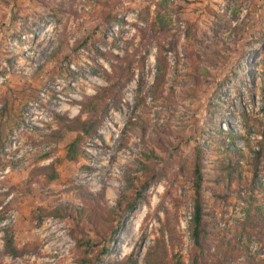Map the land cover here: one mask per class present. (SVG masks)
Masks as SVG:
<instances>
[{"label": "rangeland", "instance_id": "1", "mask_svg": "<svg viewBox=\"0 0 264 264\" xmlns=\"http://www.w3.org/2000/svg\"><path fill=\"white\" fill-rule=\"evenodd\" d=\"M45 1L61 7L56 17L38 0H19L23 14L29 7L43 16L34 34L22 32L19 22L13 21L12 6L0 9V112L7 99L16 115L0 118V132L6 143L0 151V264H77V222L54 217L41 220L42 213L62 203L79 204L75 185L102 194L104 208L115 207L128 188V177L143 179L138 161L148 150L163 157L161 169L169 163L167 175L151 185L127 216L110 255L101 264H114L130 255L136 264H146L147 254L161 236L168 216L175 229L173 243L165 233L170 258L190 264L194 192L189 172L180 170L178 159L190 169L194 149L206 141L211 145L208 172L220 151L238 149L244 154V177H251L247 157L251 149H259L263 135L258 131H264V0H242L241 19L224 36L228 42L223 45L231 49L229 62L219 70H211L207 86L196 92L189 76L192 68L187 61V25L192 23L203 31H211L215 18L209 10L226 13V0H184L181 12L177 11L179 0H166L167 8L164 0ZM159 9L166 16L167 41L177 42V49L166 53L169 68L165 90L156 100L151 93L157 77L158 49L152 39L143 41L139 30L146 27L140 16L148 13L154 18ZM112 17L117 19L108 23ZM241 24H245L244 30L235 34V27ZM11 26L15 34L7 37ZM97 48L135 59L136 76L123 89V104L120 108L113 106L98 133L86 139L85 157L79 163L64 160L67 146L76 137L65 131L56 153L62 159L58 165L60 179L33 182L30 172L40 155L55 147L46 143V135L58 129L53 113L74 119L81 113L85 96H93L98 88L108 86L103 72L97 71L104 68L113 73L115 60L101 57ZM140 84L143 91L139 95ZM138 95L146 98L145 107L137 108ZM216 104L223 108L221 128L239 136L231 142L227 140V148L208 124L210 105ZM245 114L252 118L250 129ZM130 121L140 125L136 131L142 125L148 127L145 139L127 133ZM154 133L162 135L164 145ZM139 185L138 182L137 188ZM236 187L234 182L232 189ZM128 193L133 199L136 190L130 188ZM259 194L264 198V190ZM206 197L210 207L218 206L220 201L213 192L208 191ZM236 209L245 214L242 220L236 218L237 222L228 214ZM216 211L222 229L233 228L246 217L243 205L235 198ZM7 228L18 249H26L22 256L6 252ZM217 250L214 243L208 264H217L213 256ZM251 253L264 262V243L254 241ZM221 256L217 258L222 259ZM244 261L241 257L231 264Z\"/></svg>", "mask_w": 264, "mask_h": 264}, {"label": "trees", "instance_id": "2", "mask_svg": "<svg viewBox=\"0 0 264 264\" xmlns=\"http://www.w3.org/2000/svg\"><path fill=\"white\" fill-rule=\"evenodd\" d=\"M38 1L49 8L51 16H57L56 11L61 7L45 0ZM183 1L179 0L178 4H176L177 11L181 12L183 10V5L181 4ZM226 1L228 3L226 13H220L219 9L210 8L209 12L215 18L211 31H203L192 23L187 25V61L192 68V73L189 76L191 84H193L192 89L195 92L207 86L211 70H219L229 62L231 49H229L227 44L223 45L224 42H228L227 39H224V36L233 27V24L241 19L242 0ZM163 3L166 4L167 8L168 1L164 0ZM10 6L14 9L13 21L15 23L19 22L22 32L36 33L43 16L29 7H26L28 12L23 14L19 0H0V9ZM159 6L163 5L159 3ZM140 18L146 24V27H141L139 30L143 41L152 39L158 49L157 77L151 93L154 99L158 100L164 94V85L169 68L166 53L177 49V42L167 41L166 31L168 27L164 20L166 16L163 15L160 9L156 12L154 18L148 13L141 15ZM116 19V17H112L108 23H112ZM244 28L245 24L237 25L234 29L235 34L240 33ZM14 34L13 26L9 27L6 36L13 37ZM96 51L103 58L111 61L115 60V63H112L113 73H109L104 68H101L102 71L100 69L97 71L103 72L108 86L98 88L97 93L93 96H85L81 102V113L74 119H68L53 113L58 129L52 130L50 134L46 135V143L55 147L40 155L37 165L30 172V179L33 182L41 179L54 182L60 179L61 174L58 165L62 162V159L57 157L56 153H58L57 144L62 139L65 131L75 133L76 137L67 146L64 160L79 163L85 157L83 148L86 139L98 133L113 106L120 108L123 104V89L136 76L135 59L132 56H130L131 58L129 56L121 57L112 51L103 52L98 48ZM12 61L13 58L10 59V62ZM143 65H145L144 57L142 58ZM141 86L140 84L139 95L143 91ZM139 95L137 96V108L145 107L146 98H139ZM222 109L220 104L210 105L208 124L216 132L211 133L218 134V141L227 148V140L231 142L239 136L232 130L227 133L221 128L219 117L223 112ZM8 115L14 118L16 116L13 104L6 99L0 112V118L3 119L6 116L9 118ZM245 120L248 122L250 129L252 118L245 114ZM139 126L137 123L130 121L126 131L145 139L148 135V127L142 125L140 131H136ZM258 132L263 135V139L258 142L259 149H251L250 156L247 157V163L252 170L250 178L244 177L242 172L245 162L244 154L238 149L220 151L221 155L219 153L213 159L214 166L210 172L206 170V164L211 145L206 141L198 143L194 149L190 169L186 168L183 163L180 164V159H178L180 170L185 171L187 169L189 172L194 192V212L190 223V232L193 240L190 264H208V258L211 256L209 250L214 243L218 246V250L213 253L217 264H231L233 260H238L241 257L245 259L243 264H264L263 261H258L251 253V244L254 241L264 243V198L259 194L264 190V183L262 184V179L264 178V131L259 130ZM154 134L158 142L164 145L165 139L162 135ZM5 146L6 143H4L2 132H0V151ZM162 158L154 150L144 152V158L138 161L141 165L140 170L143 172V179H137L130 175L127 180L128 188H125L122 192L115 207L104 208L101 204L102 194L96 195L84 186L75 185L74 190L81 202L79 204L62 203L44 211L41 215V220L54 217L59 219L70 218L76 221L74 234L79 236L75 237L79 250L77 264H101L110 255L112 245L116 242L127 216L135 210L151 185L154 182L162 181L167 175L165 171L169 163L167 167L165 166V168L161 169ZM51 159L53 161L50 164L41 165V163ZM138 182L140 185L137 188ZM234 182H237V187L232 189ZM130 188L136 190V195L133 199L128 193ZM236 190L237 196L234 195ZM208 191L213 192L220 201L214 209L210 207L207 200L206 193ZM232 198L237 199L239 204L243 205L246 217L239 225L230 229H222L216 210L217 208H224V205ZM167 232L173 243L175 229L169 216L164 228H162L161 236L147 254L146 264H185L177 257H174V259L170 258V252L165 240V233ZM5 234V248L8 254L19 257L26 253V249L20 250L16 246L11 229L7 228ZM228 236H231L230 242L232 243L226 241ZM219 255H222V259L217 258ZM113 263L136 264V260L133 255H130Z\"/></svg>", "mask_w": 264, "mask_h": 264}, {"label": "built area", "instance_id": "3", "mask_svg": "<svg viewBox=\"0 0 264 264\" xmlns=\"http://www.w3.org/2000/svg\"><path fill=\"white\" fill-rule=\"evenodd\" d=\"M228 214L231 217V219L235 220L236 222H237L236 218L240 217L239 219L242 220V217L245 215L244 213L239 212L238 209H236L234 211L233 210L232 211L229 210ZM223 225L225 226L224 223H223ZM256 248H257V245L254 244L253 250H255Z\"/></svg>", "mask_w": 264, "mask_h": 264}]
</instances>
